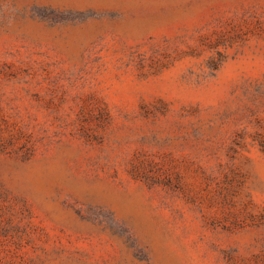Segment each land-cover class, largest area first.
Returning <instances> with one entry per match:
<instances>
[{"label":"rangeland","instance_id":"374dc122","mask_svg":"<svg viewBox=\"0 0 264 264\" xmlns=\"http://www.w3.org/2000/svg\"><path fill=\"white\" fill-rule=\"evenodd\" d=\"M264 0H0V264H264Z\"/></svg>","mask_w":264,"mask_h":264},{"label":"trees","instance_id":"16d2710c","mask_svg":"<svg viewBox=\"0 0 264 264\" xmlns=\"http://www.w3.org/2000/svg\"><path fill=\"white\" fill-rule=\"evenodd\" d=\"M263 147H264V142L262 143Z\"/></svg>","mask_w":264,"mask_h":264}]
</instances>
